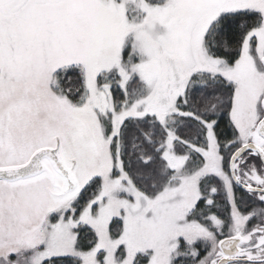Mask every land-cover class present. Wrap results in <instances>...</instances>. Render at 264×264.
I'll return each instance as SVG.
<instances>
[{
	"label": "snow or ice",
	"instance_id": "snow-or-ice-1",
	"mask_svg": "<svg viewBox=\"0 0 264 264\" xmlns=\"http://www.w3.org/2000/svg\"><path fill=\"white\" fill-rule=\"evenodd\" d=\"M0 264H264V0H0Z\"/></svg>",
	"mask_w": 264,
	"mask_h": 264
},
{
	"label": "trees",
	"instance_id": "trees-1",
	"mask_svg": "<svg viewBox=\"0 0 264 264\" xmlns=\"http://www.w3.org/2000/svg\"><path fill=\"white\" fill-rule=\"evenodd\" d=\"M223 126V125H222Z\"/></svg>",
	"mask_w": 264,
	"mask_h": 264
}]
</instances>
